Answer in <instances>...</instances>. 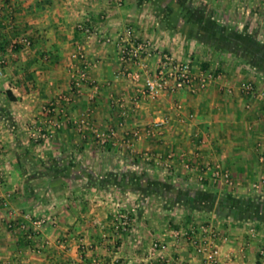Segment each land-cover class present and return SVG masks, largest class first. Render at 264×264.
Segmentation results:
<instances>
[{"label":"crops","instance_id":"obj_1","mask_svg":"<svg viewBox=\"0 0 264 264\" xmlns=\"http://www.w3.org/2000/svg\"><path fill=\"white\" fill-rule=\"evenodd\" d=\"M0 11V264H202L172 232L203 223L219 232L220 264H264V0H0ZM145 40L193 67L202 55L221 81L148 100L144 73L125 76L136 67L117 52ZM77 44L97 62L80 94ZM247 83L254 94L240 91ZM58 97L70 101L46 113ZM162 117L169 124L146 138ZM204 165L234 186L210 173L198 182ZM26 213L46 219L34 239L17 227Z\"/></svg>","mask_w":264,"mask_h":264},{"label":"built area","instance_id":"obj_2","mask_svg":"<svg viewBox=\"0 0 264 264\" xmlns=\"http://www.w3.org/2000/svg\"><path fill=\"white\" fill-rule=\"evenodd\" d=\"M3 19V14L0 11V25ZM76 30L80 32L86 39L95 36V33L91 28L85 26L83 23L76 25ZM105 42H110L108 38L103 39ZM20 44L25 47H30L31 42L27 37H23L20 40ZM118 61L120 64L131 63L136 67V71L126 72L125 76L129 77L133 82H138L143 77V89L142 94L151 101H156L165 94H176L184 89L190 92H198L206 90L214 83L220 82L222 75L215 71H202L200 69L194 70L190 61L179 62L172 55L164 52L158 46H155L150 41H140L132 44H122L118 48ZM156 57V68L153 72L149 71L148 59ZM74 58L77 59L83 65V68L77 70L72 75V87L71 90L74 94H80L82 86L89 82V71L97 67L95 60L89 59L85 50L84 44H77L75 47ZM227 92H231L230 88H227ZM240 91L244 94H254L255 87L252 83L244 84L240 87ZM61 101H70V98L58 97V100L51 104L50 107H45L46 113L53 112L56 107L59 106ZM169 124L168 117H162L158 121H155L151 128L144 131L146 138L152 137L155 132L161 131ZM32 137L36 140L44 139L45 134L33 133ZM132 137H138V132H133ZM2 148L0 147V157L2 156ZM172 156H169L171 159ZM183 166L186 170H190V163L183 162ZM210 173V179L214 182H221L227 187H233L234 181L231 174L228 171H222L219 167L212 168L209 165H204L199 169L197 174V180L200 183H204L207 179V175ZM262 185L264 184V178L261 179ZM3 186V176L0 172V190ZM258 187V184L253 186ZM8 195H5V198ZM121 230L126 231L129 223L128 218L125 215H120ZM46 223V219L43 217H34L31 213H26L22 217V221L18 223V229L24 231L27 234L28 239L36 238L43 226ZM8 228H13L10 223ZM172 237L177 242L181 238H186L195 247L196 253L202 257V264H220V249L215 243L219 237V232L210 224H200L195 230L179 229L172 232ZM51 242L49 240H41L38 245V249L43 250L49 247ZM58 246H62L60 241H56ZM160 245L156 242L151 244L153 251L160 250ZM258 255L264 260V243L261 245ZM55 264V263H51Z\"/></svg>","mask_w":264,"mask_h":264},{"label":"trees","instance_id":"obj_3","mask_svg":"<svg viewBox=\"0 0 264 264\" xmlns=\"http://www.w3.org/2000/svg\"><path fill=\"white\" fill-rule=\"evenodd\" d=\"M184 18V20H186V22H190L191 21V19L192 18H190V16L188 17V16H185V17H183ZM194 21L195 22H197V23H199V24H205L204 26L206 27V28H208L209 29V27L208 26H210L211 28H213V24H209V23H212V22H209V20H207V19H204L201 15H198V16H196L195 17V19H194ZM215 29H216V31L217 32H215L214 34H217V36H218V34H219V26H215ZM200 69L202 70V71H208L209 70V65L208 64H201V66H200ZM216 73H218V70H214ZM12 99V98H11ZM90 180H92V179H90ZM94 181V180H93ZM99 183L101 184V185H103V184H105V181L103 180V181H99ZM135 185H139V182H135ZM222 204V203H221ZM222 206H224L223 204H222Z\"/></svg>","mask_w":264,"mask_h":264},{"label":"rangeland","instance_id":"obj_4","mask_svg":"<svg viewBox=\"0 0 264 264\" xmlns=\"http://www.w3.org/2000/svg\"><path fill=\"white\" fill-rule=\"evenodd\" d=\"M200 54H202V52H201ZM198 56H199V57H198V59L196 60V64H194L195 66L193 67L194 70L200 69V66H201L200 62L203 61V59H202V55H198ZM201 63H202V62H201ZM200 70H201V69H200ZM210 70H211V71H214V70H215L214 66H212V68H211Z\"/></svg>","mask_w":264,"mask_h":264}]
</instances>
